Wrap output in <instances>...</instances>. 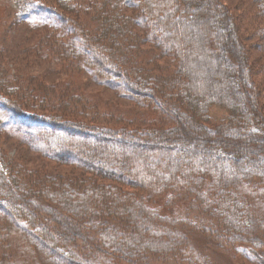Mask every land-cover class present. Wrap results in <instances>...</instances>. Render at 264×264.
Returning <instances> with one entry per match:
<instances>
[{
  "label": "trees",
  "instance_id": "16d2710c",
  "mask_svg": "<svg viewBox=\"0 0 264 264\" xmlns=\"http://www.w3.org/2000/svg\"><path fill=\"white\" fill-rule=\"evenodd\" d=\"M9 2L44 59L145 115L0 74V141L78 172L24 171L0 145V264H212L191 234L264 264V63L246 45L264 57V0L239 16L222 0Z\"/></svg>",
  "mask_w": 264,
  "mask_h": 264
},
{
  "label": "rangeland",
  "instance_id": "374dc122",
  "mask_svg": "<svg viewBox=\"0 0 264 264\" xmlns=\"http://www.w3.org/2000/svg\"><path fill=\"white\" fill-rule=\"evenodd\" d=\"M225 7L234 10V14L239 13L235 10L238 6V0H222ZM15 11L10 7L9 0H0V74L15 80L16 78L25 82V86L33 87V82H39L38 86L48 90H54V87L63 86L67 82L71 86H75L78 93H85L88 97L95 99L100 104L103 111L115 118L117 116L130 118H140L145 115L144 110L137 107L134 103L119 95V93L97 85L88 73L82 71L61 72L63 66L54 64L45 58L46 46L41 42V29L34 26V21H26L18 23L14 19ZM241 16V15H240ZM245 23V19H243ZM257 39H248L246 45L252 46V56L255 58L257 65L264 63V57L257 53ZM28 51L25 52V49ZM21 54V55H20ZM20 55V56H18ZM51 57L53 54L51 53ZM54 58V57H53ZM41 82V84H40ZM36 92L40 93L35 86ZM50 102L52 100H44ZM226 115L218 108H214L210 112V124L216 125L222 121ZM114 121V119L112 120ZM111 121V122H112ZM4 154L15 165H19L24 171H41L52 175L53 177L67 178L78 172L71 167L56 166L48 160L36 156L9 137H5L0 141ZM191 245L202 255L210 256L212 264H250L244 258L235 257L231 253L226 252V247L219 251V247L210 248L202 237L191 234ZM206 247V248H205ZM164 264H179V260L172 259L164 262Z\"/></svg>",
  "mask_w": 264,
  "mask_h": 264
}]
</instances>
